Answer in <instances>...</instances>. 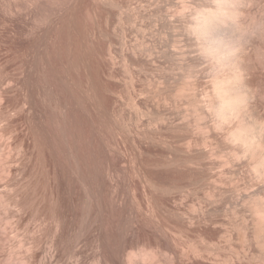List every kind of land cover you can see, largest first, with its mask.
Listing matches in <instances>:
<instances>
[{"label": "bare ground", "instance_id": "6f19581e", "mask_svg": "<svg viewBox=\"0 0 264 264\" xmlns=\"http://www.w3.org/2000/svg\"><path fill=\"white\" fill-rule=\"evenodd\" d=\"M78 1L0 0V184L6 188L11 185L16 187L17 184L21 185L22 182L17 183L19 173L16 176V171L19 163L25 165L22 163L25 159L21 158H25L23 156L26 155L31 144L28 138L32 129H36L34 133L42 144L40 146H44L42 150L44 148L48 149V152L50 150L55 161L53 165L46 163L41 169L38 167L39 173L38 170L36 173L39 175L32 173L28 181L25 180L28 188L25 189L27 190L25 197L18 190L14 191L15 194L12 192V196L0 194L1 203L12 209L6 223L13 225H11L13 233L17 235L20 223L22 225V222H25L23 226L25 228L22 230H25L27 237L19 241V244L15 243L20 249L24 247L25 253L24 256L21 255L22 258H15L17 255L14 258L19 260L20 264H264L263 261L256 263L258 260L256 258L259 256L256 251L259 249L262 255L264 253V41L244 43L231 24L215 26L211 36L197 34L193 28L194 17L201 11L211 12L217 0H88V5H95L98 11L91 8L99 18L97 19L94 14L93 20L97 19L98 22L102 20L99 26L96 24L97 20L94 22L96 25L92 24L95 27L91 25L88 34L92 42L89 44L92 48L96 47L103 56L105 53L110 54V57L113 56H111L113 50L108 53L110 48L107 47L111 46L112 39L109 24L113 21L115 23V20L124 25V21L133 22L132 15L138 18L156 16L163 24L160 23L161 26L165 25L164 27L167 28V25L168 29H171L169 33L173 51L178 54V56L175 54L178 58L182 57L184 60L177 67L182 71L185 70L184 72L187 71L188 73L185 74L188 78L182 74L185 78L182 79L183 84L181 82L173 86V90L166 87V90H171V92L168 90V93L172 91L177 93L176 96L182 95L181 98L186 95V98H183L192 109L188 110V113L187 109L182 110L180 107L182 113L177 111L179 119L177 118L176 121L179 124L175 122L176 112H171L173 110L166 112L168 109L166 104L167 109L163 112L165 115L159 113L160 117L162 115V120H171L174 113L175 119L171 121H174L177 127L180 126L183 130L184 128L197 130L198 133L195 134L198 135L200 133V141L195 140L202 145L196 143L195 146L198 144L199 147L206 148V139L210 137L217 146L212 144L220 148V150L218 148L221 151L220 156L222 153L223 156L217 164L215 162L212 165L204 164L203 160L208 157L211 159V155L215 154L212 153L216 150L215 146V150L209 152L199 147L195 150L194 146L193 150L191 148L181 150L183 154L178 157L171 156V161L168 159L167 164L155 167L129 168L113 160L105 164L98 163L99 165L84 163L82 157L91 158L92 153L83 155L79 150L80 129L78 130L76 93L71 94L76 88H71L73 91L68 92L67 96L71 94V97L67 102L64 95L63 75L65 74L62 72L63 51L60 53L62 48H59L61 39L59 33L63 27L65 28L64 25L73 14L72 11H77L74 9L79 7ZM261 3H264V0H229L232 11L241 17L258 13L260 9L257 6ZM91 5L86 6L91 7ZM149 6L152 12H148L151 11L147 9ZM130 11L133 14L129 13ZM72 27L74 28V25ZM90 36L86 39L89 40ZM51 38L55 41L58 39L59 43L52 44L54 39L52 41ZM127 43L129 45L123 43V46H129L124 50L128 64L140 62L147 66L151 60L145 55L147 50L144 48L143 54V50L139 48L140 44L135 46L133 45L135 43L131 44L129 41ZM162 49L160 50L164 56L165 51ZM138 51L140 55H137ZM155 53L157 54V51ZM103 56L100 55L99 58H104ZM165 59L167 60V57ZM180 60L183 61L181 58ZM111 61L106 63L110 66ZM155 62L154 65L161 66L160 63ZM102 63L104 64V60ZM162 64L166 63L163 61ZM162 69L163 66L161 71ZM157 73L159 74L160 71ZM69 76L71 77V74ZM135 76L131 77L136 78ZM154 76L158 77V75ZM166 78L171 76L166 75L160 79V84L166 82ZM172 78L173 81L179 79ZM220 79L228 81L229 93L238 101L223 117L216 111L219 106L217 81ZM141 83L143 84V81ZM166 83L168 85V82ZM162 86L158 85L159 88ZM164 88L165 86L159 92L160 97L163 96V92L165 94ZM51 96L53 103L51 101L50 105L54 104V106L49 108ZM139 108L137 109L136 106L137 110ZM151 112L155 113L152 110ZM142 113H139V116ZM190 114L193 116V121ZM143 117L142 119H145ZM195 120H200L201 124H197L196 121V125ZM171 121L168 123L170 124ZM32 123L35 129L31 127ZM192 130L190 133L193 132ZM47 151H43L44 160L48 157L46 155H50V152L45 153ZM51 156L48 160L52 158ZM216 156L220 159L219 153ZM28 160L30 162V159ZM24 208L28 210L26 216L22 215ZM4 230L0 229L2 233L5 232ZM3 241L6 242L0 234V249L5 250ZM10 259L12 261L8 256L7 263Z\"/></svg>", "mask_w": 264, "mask_h": 264}, {"label": "rangeland", "instance_id": "374dc122", "mask_svg": "<svg viewBox=\"0 0 264 264\" xmlns=\"http://www.w3.org/2000/svg\"><path fill=\"white\" fill-rule=\"evenodd\" d=\"M90 1V0H89ZM88 0L86 1H84L83 0V4H82V0L80 1H78L79 3H77L78 5H79V7H77L78 5L76 4V7L77 8H75L74 10H77L76 12L75 11H72V15H71V17L68 19V22H67V24L66 25H64L65 26V28L63 27L62 29H61V31H60V33H59V37L61 38H59L60 40V44H59V48L61 49L62 48V50L60 51V53L63 51V53H62V56H63V58H64V60H62V62H64L63 64H64V69H63V65H62V72H63V74H65L66 75V78L69 80H67L66 78H65V75H63V77H64V81H65V84H64V95H65V98H66V100H67V102L70 100V95L72 94V93H74L75 94V97H76V109L78 108V110H77V114H78V132L80 133H78V140H79V147H80V151H81V153L84 155V154H87L88 152H91L92 153V157L90 158V157H86V159L87 160H85V157H82L83 158V161H84V163H90L91 162V164L93 163V164H95V165H99V164H105V163H107V162H112V160H113V162H117L119 165H121V166H124V167H129V168H132V167H136V166H142V167H155V166H160V165H164V164H167V162H169V160L171 159L170 157L171 156H176V157H178L179 155H181V154H183L182 153V151H185V150H187V148H191V150H193L194 149V146H195V144L196 143H198L199 141H200V138L201 137H199V136H201L200 135V133H199V135L197 134L198 132H197V130H195V131H193L192 129H185L184 128V130L180 127H177L176 126V123H178V122H176V121H178L177 120V118L179 119V117H177V116H179L178 115V113H177V111L179 112H181L182 113V111H181V108H182V110H184V109H187L186 111H188V110H190L191 111V106L186 102V100H185V98H186V95H183V97H185V98H181V96L182 95H180V96H176L177 95V93H173V91H172V93H168V90H170V89H172V87L173 86H175V85H177V84H180L181 82H182V79H185L187 76H186V74L188 73L187 71L186 72H184V71H182L180 68H178L177 66H179V65H181V63L180 62H184V60H183V58L182 57H180L183 61H181L180 60V58H178L177 56H178V54L177 53H175L173 50V45H172V41H171V39H170V36H171V29L169 30L168 28V26L166 25V27L167 28H165L164 26H161V21H160V19L158 18L157 19V17H156V19H155V17L154 16H146L145 18H147L146 20H145V18H138V16H136V15H132V17H131V20L133 19V22L131 21V22H127V23H125L126 21H124V25L122 24V23H120L118 20H115L116 22L114 23V21L112 22V23H114V24H112V23H110L109 24V28H110V32H111V35L112 36H110L112 39H111V46L113 45V43H114V45H113V47H107V49H109V51H108V53H111V56L112 57H110L109 55L110 54H107V53H105V55L103 56L101 53L99 54V51H97V49H96V47H94L93 45V47L94 48H92L91 47V36H90V34H88V33H90V30L89 29H91L90 27H91V25L97 20V19H99L98 18V16H97V14H95L96 12H98L97 11V9H96V6L95 5H91V4H89V5H91V7H87V6H89L88 5V2H89ZM87 2V3H86ZM81 3V4H80ZM87 6H86V5ZM82 5V6H81ZM84 6V7H83ZM93 6H95V7H93ZM81 7V8H80ZM87 7V8H86ZM150 7V8H149ZM147 9L148 10H151V11H148V12H152V8H151V6H149ZM84 8V9H83ZM86 8V9H85ZM91 8H93V9H96V12H95V10H93V9H91ZM82 9V10H81ZM86 10H88L87 11V14H86ZM78 11H80V13L78 12ZM82 11V12H81ZM91 11V12H90ZM94 13H93V12ZM75 12V13H74ZM77 13V14H76ZM83 14V16H81L82 14ZM90 13H92V14H90ZM129 13H131V14H133L131 11L129 12ZM79 14H81V15H79ZM86 14V15H85ZM97 16L96 18V20L94 21L93 19L95 18L94 16L95 15ZM76 15V16H75ZM90 16V18L88 19V17ZM136 16V17H135ZM74 17V18H73ZM84 19H83V18ZM87 17V18H86ZM93 17V18H92ZM79 18H80V20H79ZM150 20H149V19ZM76 19V20H75ZM82 19V20H81ZM87 19V20H86ZM139 19V20H138ZM154 19V20H153ZM69 20H71V21H69ZM101 20V19H100ZM136 20V21H135ZM159 20V21H158ZM75 23H74V22ZM80 21V22H79ZM89 21V22H88ZM92 21V22H91ZM102 21V20H101ZM101 21L100 22H98V20L96 21V24H97V26H99V25H101ZM148 21H149V23H148ZM153 21V22H152ZM72 22H73V24H72ZM81 22H83V23H81ZM91 22V23H90ZM138 22L141 24H139L138 25ZM86 23V24H85ZM87 23H88V25H87ZM100 23V24H99ZM119 23V24H118ZM133 23V24H132ZM161 23V24H160ZM70 24H72V25H70ZM75 24H77L78 26H76ZM95 23H94V25H96ZM102 24H103V22H102ZM122 24V25H121ZM128 24V25H127ZM143 24V25H142ZM74 25V28L72 27ZM81 25V26H80ZM85 25L86 26H88V27H85ZM94 25H92L93 27H95ZM121 25V26H120ZM155 25V26H154ZM163 25V24H162ZM66 26H67V28H66ZM83 26V27H82ZM96 26V27H97ZM116 27V28H114V27ZM118 26V27H117ZM133 26H135V27H133ZM138 26V27H137ZM141 28H140V27ZM145 26V27H144ZM159 26V27H158ZM69 27V28H68ZM72 29H71V28ZM75 27H77L78 29V31L75 29ZM81 27V28H80ZM127 27V28H126ZM161 27H163V28H161ZM80 28V29H79ZM83 28H85V29H83ZM112 28V29H111ZM123 28H124V30H123ZM134 28V30H132V29ZM73 29H75V30H73ZM115 29V30H114ZM118 29H121V30H118ZM125 29H126V32H125ZM139 29V30H138ZM66 30V31H65ZM85 30H89V31H85ZM112 30H114V31H112ZM116 30H117V32H116ZM137 30V31H136ZM65 31V32H64ZM122 31V32H121ZM157 31V32H156ZM164 31V32H163ZM169 31H170V33H169ZM66 32H69V33H66ZM86 32H87V34H86ZM114 32V33H113ZM119 32V33H118ZM123 32H125V33H123ZM169 34H168V33ZM74 33V34H73ZM79 33V34H78ZM113 33V34H112ZM116 33H118L117 35H116ZM161 33V34H160ZM164 35H163V34ZM63 34V35H62ZM76 34V35H75ZM115 34V35H114ZM121 34V35H120ZM126 34V35H125ZM166 34V35H165ZM66 35V36H65ZM90 36V41L89 40H87L88 39V37ZM131 35V36H130ZM61 36H63V37H61ZM114 36V37H113ZM119 36V37H118ZM125 36V37H124ZM130 37V39H128L129 37ZM159 36V37H158ZM161 36V37H160ZM118 37V38H117ZM144 38V40L142 39V38ZM163 37V38H162ZM87 38V39H86ZM158 38V39H157ZM52 39V41H53V39L54 38H51ZM51 39H49V41H51ZM127 39V40H126ZM146 39V40H145ZM162 41H161V40ZM167 39V40H166ZM58 40V39H57ZM55 41V39H54V41H53V43L52 44H54V42H58V41ZM124 42H123V41ZM151 40H152V42H151ZM171 42H170V41ZM51 41V42H52ZM63 41V42H62ZM117 41V42H116ZM120 41V42H119ZM129 41V43H131V44H133V43H135V44H133V45H135V46H137V45H139V48H140V50H143V54H144V51L145 50H147L146 52H145V55L147 56V57H150V59L151 60H149L150 62H149V67H148V65L146 66V65H143V63H140V62H138V64H137V62L135 63H133L132 65L130 64H128V62H127V60H125L126 58H125V52L126 51H124V50H127V48L129 47H127V46H125V45H129L127 42ZM146 41V42H145ZM154 41V42H153ZM168 41V42H167ZM51 42H50V44H51ZM89 42H90V44H89ZM98 42V41H97ZM96 42V44H98L99 45V43H97ZM110 42H109V44H110ZM113 42V43H112ZM141 42H145L144 44H142ZM149 42V43H148ZM166 42V43H165ZM59 43V42H58ZM95 43V42H94ZM102 43V42H101ZM115 43H118V44H115ZM123 43L125 44L124 46H123ZM127 43V44H126ZM161 43H163V45L161 44ZM171 43V44H170ZM62 44V45H61ZM89 44V45H88ZM95 44V45H96ZM130 44V47L132 46ZM156 44H159V45H156ZM98 45H97V47H98ZM101 45H103V44H100V46ZM122 47H121V46ZM146 47H145V46ZM154 45V46H153ZM156 45V46H155ZM172 45V46H171ZM62 46V47H61ZM99 46V47H100ZM107 46H108V44H107ZM115 46V47H114ZM151 46V47H150ZM160 48H159V47ZM166 48H165V47ZM168 46V47H167ZM170 46V47H169ZM157 47V48H156ZM163 49H162V48ZM172 47V48H171ZM91 48V49H90ZM115 48V49H114ZM123 48V49H122ZM144 48H145V50H144ZM147 48V49H146ZM149 48V49H148ZM170 49V51H168L169 49ZM93 49H96V51L95 50H93ZM160 49H162L163 51H165V54H164V56H166L167 54V60L164 58V56H162V51L160 50ZM168 49V50H167ZM111 50H113V51H111ZM115 50V51H114ZM120 52H119V51ZM149 50V51H148ZM153 50V51H152ZM111 51V52H110ZM123 51V52H122ZM155 51H157V54L155 53ZM168 51V52H167ZM172 51V52H171ZM65 52V53H64ZM92 52V53H91ZM149 52V53H148ZM161 52V53H160ZM174 52V53H173ZM93 53H95V55H98V56H94V54ZM98 53V54H97ZM116 53V54H115ZM139 53V54H138ZM152 53H153V55H152ZM159 53V54H158ZM175 55H173V54ZM63 54H65V55H63ZM106 54H107V56H106ZM142 54V55H143ZM161 54V55H160ZM100 55H101V57L103 56L104 58H105V56H106V58L104 59V58H99L100 57ZM124 57H123V56ZM137 55H140V52L138 51L137 52ZM156 55V56H155ZM170 55H172L171 57H173V58H171L170 57ZM61 56V57H62ZM65 56V57H64ZM144 56V55H143ZM159 56H162V57H159ZM110 57V58H109ZM115 59H114V58ZM174 57H176L177 59H175ZM109 58V59H108ZM157 58H159V59H161V61L159 62V59L157 60ZM62 59V58H61ZM65 59H67V60H65ZM96 59H97V61H96ZM106 59H108V60H106ZM153 59V60H152ZM71 62H70V61ZM102 60V61H101ZM103 60H104V64L102 63L103 62ZM107 62H109L110 60H112L111 62H110V66H109V63L107 64L106 63V61ZM117 60V61H116ZM171 60V61H170ZM70 63H69V62ZM116 61V62H115ZM154 61H156L155 63H160L161 64V66H163V68L164 69H162V71H163V73H162V71H161V66L160 65H158L157 66V64H155L154 65ZM163 61H164V63H166V64H162L163 63ZM166 61H168V62H166ZM178 61V62H177ZM61 62V63H62ZM68 62V63H67ZM113 63V64H112ZM126 63V64H125ZM177 63V64H176ZM180 63V64H179ZM113 65V67H112V65ZM123 64V65H122ZM136 64V65H135ZM175 64V65H174ZM179 64V65H178ZM65 65H66V67H65ZM103 65V66H102ZM122 65V66H121ZM129 65V66H128ZM139 65V66H138ZM153 65V66H152ZM169 65V66H168ZM122 68H121V67ZM126 66V67H125ZM129 68H128V67ZM151 66V67H150ZM160 66V68H158ZM68 67V68H67ZM103 67V68H102ZM106 67H107V69H106ZM109 67V68H108ZM141 67V68H140ZM143 67H144V69H143ZM152 67H154V68H152ZM157 67V69H160L159 71H160V73L159 74H165V76L166 75H170L171 76V78H166V80L165 79H163V81H166V82H168V85H167V83L166 82H164L163 84H160V82H161V80L160 79H162V78H164L165 76H163L162 75V78H160V76L161 75H159L157 72H159V71H157V69H155ZM168 67V68H167ZM170 67H172V68H170ZM126 68H128V69H126ZM135 70H134V69ZM152 68V69H151ZM166 68L168 69V70H166ZM111 69V70H110ZM140 69H142L141 71H140ZM146 69H147V71H146ZM151 69V71H149ZM157 71H155V70ZM171 69H173V70H171V74L169 73V71ZM70 70H72V71H70ZM124 70V71H123ZM180 70V71H179ZM112 73H111V72ZM113 71H116V73L115 72H113ZM122 71H123V73H122ZM126 71V72H125ZM144 71H145V73H144ZM164 71H166V72H168L167 74H166V72L164 73ZM140 72H141V74H140ZM176 72V73H175ZM180 72V73H179ZM181 72H184V73H181ZM111 73V74H110ZM126 73H128V74H131V75H128V74H126ZM145 75H143V74ZM154 73V74H153ZM186 73V74H185ZM71 74V77L69 76ZM114 74V75H113ZM139 74V75H138ZM180 74V75H179ZM182 74L183 75H185V78H183L184 76H182ZM111 75H112V77H111ZM135 75H137V76H135ZM154 75H158V77L157 76H154ZM177 75V76H176ZM68 76V77H67ZM131 76H135L136 78H133V77H131ZM141 76V77H140ZM180 76V77H179ZM122 77V78H121ZM128 77H131V78H128ZM146 78V79H143V78ZM148 77H150V78H148ZM153 77H155V79L153 78ZM159 78V79H157V78ZM169 77V76H168ZM172 77H178L179 79H177L176 81H173L174 80V78H172ZM74 78V80H72L71 81V79H73ZM118 80H117V79ZM148 78V79H147ZM188 78V77H187ZM134 79V81H132ZM139 79V80H138ZM143 81V84L141 83L142 81ZM168 79H170L169 81H168ZM173 79V80H172ZM160 80V81H159ZM75 85V83H76V85H77V87H76V85L74 86V85H72V83ZM74 81H76V82H74ZM129 81H131V82H129ZM141 81V82H140ZM145 81V82H144ZM147 81V82H146ZM158 81H159V84H158ZM162 81V82H163ZM68 84H67V83ZM132 82L134 83V84H132ZM137 82V83H136ZM140 84H139V83ZM157 82V83H156ZM173 84H171V83ZM176 82H179V83H175ZM71 83V84H70ZM132 85H131V84ZM166 83V84H165ZM170 83V84H169ZM139 84V85H138ZM151 84V85H150ZM154 84V85H153ZM156 84V85H155ZM160 85V86H162V85H164L165 86V90H166V87L167 88H170V89H167L166 91H165V94L167 95L166 97L164 96L165 94H164V92L162 93L163 94V96H161L160 97V94H159V92H161L162 90L161 89H163V87L164 86H162V88L160 87H158V85ZM181 84H183V82L181 83ZM145 87H144V86ZM167 85V86H166ZM66 86V87H65ZM67 86H68V88H67ZM70 86V87H69ZM72 86H74V87H72ZM134 86V87H133ZM140 86V88H138ZM151 86V87H150ZM155 86V87H154ZM158 87V89H156L157 87ZM143 87V88H142ZM69 88H70V90H69ZM71 88H73V89H75L74 91L71 89ZM148 88V89H147ZM155 88V89H154ZM136 89V90H135ZM148 90V93H147V90ZM160 89V91H158L157 92V90H159ZM69 90V91H68ZM135 90V91H134ZM144 90V91H143ZM173 90V89H172ZM71 91H73V92H71ZM155 91V92H154ZM71 92V94L69 95V97L67 96L69 93ZM133 92H134V94H133ZM143 92V93H142ZM156 92L158 93V94H156ZM169 92H171V90L169 91ZM142 93V94H141ZM146 95H145V94ZM148 94H150V95H148ZM169 94V95H168ZM172 94H174L175 96H173ZM79 95V96H78ZM143 98H142V97ZM145 96H146V98H145ZM156 96V97H155ZM171 96H172V98H171ZM150 97V98H149ZM153 99H152V98ZM158 97V98H157ZM162 97H164L163 99H161ZM177 97H179L178 99H177ZM69 98V99H68ZM136 98V99H135ZM149 98V99H148ZM156 98V99H155ZM167 100H166V99ZM51 99V100H50ZM49 99V108H51V107H53L54 106V104L51 106L50 105V103H51V101L53 100L52 99V96H51V98ZM139 99V100H138ZM140 99H141V101H140ZM143 99V100H142ZM167 102H169L168 104L166 103V101ZM132 100V101H131ZM156 100V101H155ZM159 100V101H158ZM165 102H164V101ZM169 100H171V101H169ZM175 100H177V101H175ZM153 101V102H152ZM159 103H158V102ZM66 102V101H65ZM147 102V103H146ZM157 102V103H156ZM171 102V103H170ZM176 103V105H175V103ZM182 105H180L179 103ZM184 102V103H183ZM52 103H53V101H52ZM133 105H132V104ZM144 104V105H142V104ZM157 105V104H159L158 106H156L155 104ZM67 104V103H66ZM137 104V105H136ZM167 106H166V105ZM179 104V105H178ZM184 104V105H183ZM137 106V109L139 108V110H141V112L139 111V110H137L136 109V106ZM160 105H161V107H160ZM186 105V106H185ZM188 105V106H187ZM141 106H143V107H141ZM155 106V107H154ZM162 106L165 108H162ZM168 108H166V107ZM172 106L175 108H172ZM134 107V108H133ZM147 107V108H146ZM181 107V108H180ZM188 107V108H187ZM158 108V109H157ZM170 108V109H169ZM177 108H179L178 110H176ZM144 109H146V110H144ZM167 109V110H166ZM151 110L152 111H155V113L154 112H151ZM165 110H166V112H170L171 110H173V111H171V112H176L177 113V115H175L174 113H172V118H171V120L172 119H175L174 118V115L176 116V119H175V122L176 123H174V121L172 122L170 119H164V120H162L161 119V117H162V115L164 114L163 112H165ZM170 110V111H169ZM175 110V111H174ZM142 111H144L143 113H145L144 115H143V113H142ZM146 111V112H145ZM151 113H150V112ZM159 111H162V112H159ZM135 112V113H134ZM158 112V113H157ZM185 112V111H184ZM139 113L141 114L142 113V115H140L139 116ZM146 113H148V114H146ZM153 113V114H152ZM162 113V115H161V117H160V114ZM188 113H189V111H188ZM139 116V117H137V115ZM159 114V115H158ZM136 115V116H135ZM152 115H153V117H152ZM158 115V116H157ZM165 115V114H164ZM169 115H171V113L169 114ZM51 116V115H50ZM144 116V117H143ZM156 116V117H155ZM168 116V115H167ZM131 117V118H130ZM134 117V118H133ZM137 117V118H136ZM142 117L143 118H145V119H142ZM158 117V118H157ZM165 117V116H164ZM190 117H191V120L193 121V116H192V114H190ZM51 118V117H50ZM151 118V119H150ZM153 118H154V122H153ZM53 119V118H52ZM137 121H136V120ZM148 119V120H147ZM158 119V121H160L159 119H161V121L160 122H156V120ZM152 120V121H151ZM167 122H166V121ZM164 121V122H163ZM168 121H171L172 123H173V126L171 125V122H170V124L168 123ZM196 121H197V124H201V123H199V121L198 120H195V124H196ZM202 122H203V120H201ZM52 122H53V120H52ZM148 122V123H147ZM140 123V124H139ZM164 124V125H162V124ZM138 124H139V126H138ZM151 124H153V125H151ZM157 124V125H156ZM161 124V125H160ZM179 124V123H178ZM196 124V125H197ZM24 125V124H23ZM33 125V126H32ZM150 125V126H149ZM156 125V126H155ZM178 128H176L175 126ZM80 126V127H79ZM118 126V127H117ZM120 126V127H119ZM138 126V127H137ZM152 126V127H151ZM162 126V127H161ZM31 127H33L34 128V124L32 123L31 124ZM117 129H116V128ZM141 127V128H140ZM159 127H161V128H159ZM173 127V128H172ZM139 128V129H138ZM145 128V129H144ZM147 128V129H146ZM151 128V129H150ZM153 128H154V130H153ZM169 128V129H168ZM171 128V129H170ZM174 128H176V129H174ZM35 129V128H34ZM138 129V130H137ZM149 129V130H148ZM158 129V130H157ZM153 130V131H152ZM189 132H188V131ZM191 130L193 131L192 133H190L191 132ZM32 131V132H31ZM30 131V134H31V136L28 138L29 139V142H31V144H30V146L28 147V151H27V153H26V155L25 156H23V157H25V158H21V159H25V160H23L24 162H22V163H24L25 165H23V164H21V163H19V167H21V168H17V171H16V176H17V173H19L18 175L19 176H17V177H19L18 178V182L17 183H20V182H22V183H20L21 185H19V184H17V187H16V185H11V186H8V185H6V186H8L9 187V189H8V187L6 188L3 184H0V194L2 195H8V196H12L13 194H12V192H14V191H16V190H18V192L20 191V192H22V196L23 197H25V195L27 194V190H25V189H28L27 187H26V182H25V180L26 181H28V178H30V176L32 175V173L34 174V175H37L38 173H39V169H38V167L41 169L42 168V166H44L46 163H47V165H53L54 164V157H52L53 156V153L51 154V152H50V150H49V152H50V155H46V156H48L47 158H46V160H44V154H43V151H47L48 149H46V148H44L43 150H42V148L44 147V146H40V145H42L40 142H39V138L38 139H36L37 138V134H35L36 133V129L35 130H31ZM145 131V132H144ZM157 131H159V132H157ZM161 131V132H160ZM183 131H184V133H183ZM35 132V133H34ZM195 132H197L196 134H195ZM33 133V134H32ZM147 133V134H146ZM144 134V135H143ZM149 134V135H148ZM187 134H189V135H187ZM191 134H192V136H191ZM194 135V136H193ZM80 136V137H79ZM150 136V137H149ZM184 136V137H183ZM190 137V138H189ZM185 139V140H184ZM198 140V142L196 141V140ZM210 137H207V142H206V145H203V146H206V148L205 147H199L198 146V144L195 146V150L196 149H201V148H203V149H205L206 151H208L209 152V150L210 151H213V149H214V146L216 145L217 146V144H215L214 143V141H212V139H210ZM35 140H37V142L35 141ZM190 140V141H189ZM32 141H34V143L32 142ZM192 141V142H191ZM37 143H39V144H37ZM187 143H190V144H187ZM215 144V145H213V144ZM185 144H187L188 146L190 145V147H187V145H185ZM191 144H192V146H193V148H192V146H191ZM201 144V143H200ZM199 144V145H200ZM209 144V145H208ZM183 145V146H182ZM184 145H185V147H184ZM202 145V144H201ZM215 146V151H213L212 153H215L216 154V152H217V154L219 153V156H218V158H220V159H217L214 155H211V157L214 159V161H213V159L211 158V159H209V157L208 158H206L205 160H203V162L202 163H206V164H210L211 163V165L212 164H214V162L217 164L218 163V161H220L221 160V156H223V153H222V155L220 156V154H221V151H219L220 150V148H219V150H218V148ZM199 147V148H198ZM209 147H210V149H209ZM31 150H30V149ZM186 148V149H185ZM212 148V149H211ZM188 149V150H189ZM30 150V151H29ZM182 150V151H181ZM219 152H218V151ZM49 152L47 151V152H45L46 154H49ZM32 154V155H31ZM28 155H31V156H28ZM52 155V156H51ZM49 156H51L52 158H50V160H48L49 159ZM210 156V155H209ZM30 157V158H29ZM175 157V158H176ZM30 159V162H29V160L28 159ZM32 158V159H31ZM169 159V160H168ZM216 159H217V161H216ZM28 160V161H27ZM115 160V161H114ZM210 160H212V161H210ZM22 160H20V162H21ZM27 161V162H26ZM53 161V163H51ZM82 161V162H83ZM86 161V162H85ZM167 161V162H166ZM171 161V160H170ZM213 162V163H212ZM99 163V164H98ZM22 166H21V165ZM25 166V167H24ZM28 166H30V167H28ZM33 166H35V167H33ZM41 166V167H40ZM25 169V170H24ZM28 169V170H27ZM35 169V170H34ZM20 170V171H19ZM34 170V171H33ZM38 170V173H36V171ZM28 172H30V173H28ZM23 173V174H22ZM30 174V175H29ZM29 175V176H28ZM39 175V174H38ZM22 176V177H21ZM21 179H22V181H21ZM20 181V182H19ZM24 183V184H23ZM23 187L22 189H23V191H22V189H21V187ZM11 187H13V189H11ZM16 187V188H15ZM19 187V188H18ZM2 188V189H1ZM18 188V189H17ZM11 189V190H10ZM8 190V191H7ZM4 191V192H3ZM10 191V192H9ZM14 194H15V192H14ZM20 194V193H19ZM20 196V195H19ZM19 199V198H18ZM2 205V206H1ZM4 203H1V201H0V219H1V221L0 222H2V223H0V229L3 231V229H5L4 231L5 232H3L2 233V231H0V234H1V236H3V238H4V240H6V242L5 241H3V243H4V245H3V249H5V250H2V249H0V264H16V262H17V264L19 263L20 264V262H18L17 261V259H15V258H17L18 257V259L21 257V255L22 256H24L23 255V253H25L24 251H25V249H24V247H21V249H22V251H21V249H20V247L19 246H17L16 244L18 243L19 244V241H21V240H24V238L25 237H27V234L22 230V228H25V227H23V226H25V222L23 221L22 223V225H21V223H20V225L22 226V227H20V225H19V231L17 232V235H16V233L14 234L13 232L14 231H12L13 230V225L12 224H10L9 225V223H6L7 222V220H8V217L10 216V213H12V209L11 208H9L8 209V207H6L7 205L5 204L4 206ZM1 207H3L2 209H1ZM25 210H23L22 211V215L23 216H26L27 215V211H26V209L27 208H24ZM8 213H7V212ZM10 211V212H9ZM26 212V213H25ZM8 215V216H7ZM3 220V221H2ZM5 222V223H4ZM3 224V225H2ZM4 224H8V225H4ZM12 225V226H11ZM8 226V227H7ZM11 226V227H10ZM2 227V228H1ZM4 227V228H3ZM7 227V228H6ZM9 228V229H8ZM12 229V230H11ZM7 230V231H6ZM10 232V233H9ZM22 232V233H21ZM6 233V234H5ZM3 234V235H2ZM24 236H23V235ZM26 234V235H25ZM4 235H5V237H4ZM12 235H13V237H12ZM12 237V238H11ZM11 238V239H10ZM15 238V239H14ZM21 238V239H20ZM23 238V239H22ZM9 239V240H8ZM12 239H14V240H12ZM8 240V241H7ZM18 240V241H17ZM14 243V244H13ZM16 243V244H15ZM9 246V247H8ZM13 246V247H12ZM16 246V247H15ZM10 247H11V249H10ZM13 248V249H12ZM17 249L18 251H15V250ZM20 249V250H19ZM11 250V251H10ZM6 251V252H5ZM13 251V252H12ZM2 252H3V254H2ZM8 252H10L11 254L13 253V254H15V255H11L10 253V255L8 254ZM17 254H16V253ZM22 253V254H21ZM260 253V254H259ZM256 254H258V255H256V257L258 256V258H256V259H258V260H256V263L257 262H264V253H263V255H262V252H260L259 251V249H258V251H256ZM17 255V256H16ZM19 255V256H18ZM261 255V256H260ZM2 256H4V257H2ZM8 256L10 257V258H12V261H11V259L8 261L9 263H7V258H8ZM16 256V257H15ZM263 256V257H262ZM7 257V258H6ZM15 257V258H14ZM22 258V257H21ZM5 260V261H4ZM3 262V263H2ZM14 262V263H13ZM258 264V263H257Z\"/></svg>", "mask_w": 264, "mask_h": 264}, {"label": "clouds", "instance_id": "9594fccd", "mask_svg": "<svg viewBox=\"0 0 264 264\" xmlns=\"http://www.w3.org/2000/svg\"><path fill=\"white\" fill-rule=\"evenodd\" d=\"M257 7L260 9L258 13L241 17L238 13L232 11L229 0H217L211 12L201 11L198 16L194 17L193 28L197 34L211 36L215 26L231 24L244 43H252L257 40L264 41V3ZM217 84L219 106L216 111L223 117L233 109L238 101L231 97L228 90V81L220 79Z\"/></svg>", "mask_w": 264, "mask_h": 264}]
</instances>
